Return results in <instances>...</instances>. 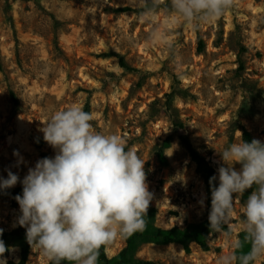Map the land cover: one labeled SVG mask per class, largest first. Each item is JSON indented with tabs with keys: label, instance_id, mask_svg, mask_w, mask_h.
I'll return each mask as SVG.
<instances>
[{
	"label": "rangeland",
	"instance_id": "374dc122",
	"mask_svg": "<svg viewBox=\"0 0 264 264\" xmlns=\"http://www.w3.org/2000/svg\"><path fill=\"white\" fill-rule=\"evenodd\" d=\"M152 1L161 8L149 10L146 0H0V177L11 170L22 180L43 155L54 156L40 129L56 111L78 105L98 132L122 136L126 150L145 161L153 193L145 231L208 218L204 176L179 134L216 175L217 153L239 141L242 127L264 140V0H235L220 18L194 24L183 21L171 0ZM198 34L203 53L196 49ZM112 52L130 70L105 55ZM163 144L164 163L157 156ZM244 195L235 198L230 235L212 234L209 251L194 243L189 252L161 245L146 232L132 258L220 264L242 236ZM20 215L15 198H0V230L21 228ZM124 245L118 236L106 246L108 256ZM7 248V264L19 261L21 242L9 238ZM50 263L31 250L27 264Z\"/></svg>",
	"mask_w": 264,
	"mask_h": 264
},
{
	"label": "clouds",
	"instance_id": "9594fccd",
	"mask_svg": "<svg viewBox=\"0 0 264 264\" xmlns=\"http://www.w3.org/2000/svg\"><path fill=\"white\" fill-rule=\"evenodd\" d=\"M234 2L171 0V5L185 23L194 24L220 18ZM92 119L78 105L56 111L40 129L54 156L37 160L22 180L11 170L7 178L0 177V190L22 185V194L15 197L21 213L17 224L26 229L29 247L53 264H98L102 247L118 236L144 230L153 199L145 161L136 151L126 150L122 136L98 132ZM242 135L217 153L221 164L209 178L212 232H222L231 223L236 196L248 193L242 236L220 264H257L264 259V140L248 142ZM13 155L19 156L15 151ZM21 163L22 157L17 167ZM199 203L203 207L204 199ZM6 251L10 249L0 240V264H7Z\"/></svg>",
	"mask_w": 264,
	"mask_h": 264
},
{
	"label": "trees",
	"instance_id": "16d2710c",
	"mask_svg": "<svg viewBox=\"0 0 264 264\" xmlns=\"http://www.w3.org/2000/svg\"><path fill=\"white\" fill-rule=\"evenodd\" d=\"M146 4L148 6V9L151 11H156L161 8L160 4L154 3L152 0H146ZM123 11H130V9L124 8ZM196 49L198 53H203L205 50L203 38L199 34L197 35ZM105 55L107 57L117 58L122 68L130 70V67L127 65L121 55L113 52L107 53ZM1 70L2 69L0 66V71ZM242 134V137L245 141L250 142L253 139L249 131L246 130L244 127H242ZM179 140L186 149L191 160L196 164V166L204 176L207 192V203L208 207H210L209 178L216 175V173L214 169L208 164L205 157H203L201 153L195 149L194 145L187 136L179 134ZM165 147L166 145L163 144V146H161L157 150V156L162 163L166 162V157L164 153ZM43 156L46 157L45 155ZM21 194V184L16 185L15 187L7 190H0V198L3 199L15 198L17 195ZM247 195L248 193H245L244 201H246ZM146 232L155 242L161 245L180 244L186 252L190 251V243H194L204 252L209 251V238L212 234L216 233L209 230L208 218L199 222L190 223L186 228H182L179 225H174L168 228H155L151 231H145L144 229L141 232H136L131 236L124 238V247L112 257L108 256L106 252V247H102L100 249L98 262L101 264H152L150 260H135L131 256L132 252L136 248L138 238L144 236ZM222 232L226 234L231 233L229 226L226 225ZM9 238L18 239L21 242L22 248L21 258L19 259V261H9L8 264H27L32 249L29 247L26 240V229L19 228L10 232L2 231V235H0V240H3L6 247ZM245 251H247V246H245ZM4 256H7L6 252ZM50 264H53V262H51ZM61 264H70V262L62 261Z\"/></svg>",
	"mask_w": 264,
	"mask_h": 264
}]
</instances>
